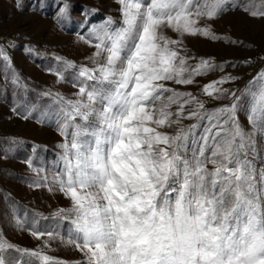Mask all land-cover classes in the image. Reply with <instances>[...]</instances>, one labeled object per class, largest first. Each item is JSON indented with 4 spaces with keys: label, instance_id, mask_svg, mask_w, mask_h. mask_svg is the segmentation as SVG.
<instances>
[{
    "label": "snow or ice",
    "instance_id": "obj_1",
    "mask_svg": "<svg viewBox=\"0 0 264 264\" xmlns=\"http://www.w3.org/2000/svg\"><path fill=\"white\" fill-rule=\"evenodd\" d=\"M116 2L119 25L106 17L89 30L88 39L79 37L95 47L89 58L94 67L56 56V65L47 69L62 82L78 68L71 77L77 98L40 94L56 107L42 112L37 122L54 119L65 138L58 145L63 154L53 183L71 207L56 215L68 223L67 243L84 257L78 264H264V171L257 173L251 158L258 154L256 137H264V69L240 95L230 94L231 104L214 109L205 108L193 93L165 84L191 85L215 70L203 58L189 66L194 57L181 55L177 46L185 35L219 39L210 24L200 26L201 20L213 21L239 3ZM254 3L243 10L264 18V0L253 8ZM68 7H60L58 20ZM164 28L181 39L166 37ZM25 51L33 49L25 46ZM0 61L5 62L4 87L26 90L2 47ZM235 79L211 81L202 92L223 99L229 90L218 86ZM245 96L251 133L244 132L236 115ZM26 107L23 119L38 110L36 104ZM173 125H178L174 134L160 130ZM27 163L32 168L31 160ZM30 234L38 240L45 235L35 229ZM32 257L43 264L51 260L0 239V264H35Z\"/></svg>",
    "mask_w": 264,
    "mask_h": 264
},
{
    "label": "rangeland",
    "instance_id": "obj_2",
    "mask_svg": "<svg viewBox=\"0 0 264 264\" xmlns=\"http://www.w3.org/2000/svg\"><path fill=\"white\" fill-rule=\"evenodd\" d=\"M232 2H238L240 7L229 5L213 21L200 22L201 27L210 24L212 33L219 39L185 35L182 44L177 46L182 49L181 55L194 57L188 60L189 66L194 67L203 58L215 64V70L196 77L191 85L165 82L169 88L193 93L207 109L231 104L230 94L236 92L240 95V90L264 69V18H253L243 10L244 5L253 3V0ZM19 3L20 7H17V0H0V47L27 86L26 90L21 88L19 91H14L10 84L4 87L5 62L0 61V239L18 248L49 256V264L57 261L59 264H78L84 257L74 245L67 243L68 223L56 215L71 207L70 200L53 183L63 154L58 145L65 138L58 133L54 119L51 123L37 122L42 112L56 107L51 98L40 94L50 91L68 99L77 98L74 94L78 88L72 86L71 77L78 68L67 72L62 82H58L57 75L50 74L47 69L56 65V56L77 66L94 67L89 58L96 49L79 37L83 35L88 39L89 30L106 17H111L119 25L120 5L116 0H19ZM259 3L260 0H255L253 8ZM65 4L69 7L58 20L60 7ZM163 35L181 39L168 28L163 29ZM25 46L33 51L26 52ZM99 62H103V56ZM228 75L237 79L218 86L229 90L223 99L203 94L204 85ZM32 104H36L38 110L31 118L23 119L22 116L27 114L26 106ZM176 107L173 105L172 111ZM247 108L248 98L245 96L236 115L244 132L251 133L253 129L248 122ZM181 123L188 125L194 121L182 120ZM177 127L173 125L160 130L174 134ZM256 141L258 154L251 158L259 173L264 171V137L257 136ZM29 160L32 168L28 166ZM208 168L211 169L212 165L209 164ZM18 221L23 227L18 226ZM34 229L45 235L36 239L30 234ZM48 232H53L54 236L50 238ZM10 251L19 255L15 249ZM31 259L35 264H43L36 257Z\"/></svg>",
    "mask_w": 264,
    "mask_h": 264
}]
</instances>
